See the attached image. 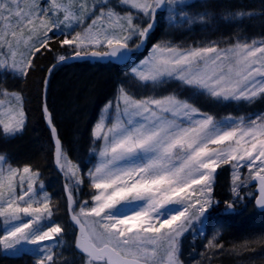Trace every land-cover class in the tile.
I'll use <instances>...</instances> for the list:
<instances>
[{
  "label": "snow or ice",
  "instance_id": "snow-or-ice-1",
  "mask_svg": "<svg viewBox=\"0 0 264 264\" xmlns=\"http://www.w3.org/2000/svg\"><path fill=\"white\" fill-rule=\"evenodd\" d=\"M191 7L189 0H45L44 6L39 0H0V72L24 79L40 56L55 53L49 76L68 59L93 58L121 64L139 87L153 88L152 95L138 96L120 83L91 128L90 155L81 162L65 146L45 78L40 108L52 160L64 179L68 221L55 218L58 205L38 169L13 166L0 154V250L6 255L34 253L35 264H74L63 252L64 235L72 229L79 264H185L181 239L204 233L220 203L214 190L225 166L234 197L224 202L225 213L246 198L240 195L244 188L257 189L247 198L264 210V113L217 119L194 99H264V39L238 34L188 46L168 40L143 55L158 15L172 27L218 19L236 27L257 15L221 5L225 11L218 18L207 9L190 14ZM259 15L264 18V11ZM168 81L191 95L155 92ZM26 122L23 94L0 87V134L15 137ZM217 237L208 240L206 251L224 249Z\"/></svg>",
  "mask_w": 264,
  "mask_h": 264
},
{
  "label": "trees",
  "instance_id": "trees-1",
  "mask_svg": "<svg viewBox=\"0 0 264 264\" xmlns=\"http://www.w3.org/2000/svg\"><path fill=\"white\" fill-rule=\"evenodd\" d=\"M53 47L59 49L62 54L67 53L66 49H60L58 44H54ZM55 62V53L44 54L36 60V68L28 77L12 80L6 77L3 81V87L23 94L27 122L22 133L10 138L5 145L1 140L0 146L9 152L16 164L22 166L30 164L43 173L49 190L57 198L67 223L63 194L64 179L54 170L50 134L44 125L40 108L44 76ZM125 68L113 64H89L75 61L63 64L51 73L47 100L55 114L61 134L65 137V146L69 153H72L75 148L81 149L86 145L88 130L97 109L111 96L114 80ZM246 190L253 193L250 188ZM251 201L252 206L248 209L249 211L238 207L235 212L225 213V208L221 204L216 208L215 211L222 212L225 228L221 241L225 243L226 248L232 249L235 242L238 244L245 239L252 240V237L264 232V214H256L252 208L253 199ZM259 240L264 242V236ZM26 255L0 256V264H23ZM228 256L221 251L217 254L216 260L209 264H231Z\"/></svg>",
  "mask_w": 264,
  "mask_h": 264
},
{
  "label": "rangeland",
  "instance_id": "rangeland-1",
  "mask_svg": "<svg viewBox=\"0 0 264 264\" xmlns=\"http://www.w3.org/2000/svg\"><path fill=\"white\" fill-rule=\"evenodd\" d=\"M42 6L45 5V0H39ZM192 4V7L188 9L190 14H195L197 12H203L206 9L210 12H213L218 18L225 11V8L221 5H225L228 11L238 12V11H252L257 13L255 18H244L243 25L233 27L230 24H227L221 20L217 22L209 23L205 26L202 24L194 25H184L182 27H172L169 25L166 18L157 17V27L154 30L153 34L149 38L147 46L145 48L144 56L148 55L149 50L152 45L157 42L171 40L174 43L181 45H192L194 43H204L211 40H221L228 37L235 39L239 34L244 39L251 41L253 39L259 41L264 39V18H261L259 15L264 11V0H189ZM69 55L71 54L70 49H66ZM143 58V57H141ZM128 68H125L121 71L120 75L114 80V89L111 96L97 109L94 116V120L90 125L88 130L86 145L79 149L75 148L72 153H69L71 158L74 160H79L81 162L86 161L90 155V148L92 147L90 132L92 126L96 123L101 115V110L104 108L105 104L108 101H112L115 98V95L118 90V86L121 82H125V86L135 94L139 95H152L153 88H143L139 87L137 83L130 77L127 76ZM10 80L15 79L12 74L7 72H0V87H3V81L5 78ZM6 88V87H3ZM10 91H15L9 89ZM171 91L181 92L183 96L191 95L189 90L181 88V86L175 81H168L165 84L158 85L155 88V92L159 94H167ZM195 103L202 111L208 112L217 117V119H223L228 116L238 117L251 115L253 113H264V99H257L254 103L248 104L246 102H215L212 99L206 96L195 97ZM12 137H6L3 134H0V141L7 142ZM0 154H4L9 158V162L13 166H17L16 162L9 154L6 149H2L0 146ZM22 166V165H19ZM90 166V165H89ZM246 173V170H244ZM40 180L44 183L46 189L52 195L53 203L58 205V209L55 211V218L60 222L66 223L63 212L60 208L59 202L55 195L49 190L48 183L44 179L43 173L40 172ZM230 181H231V168L225 166L222 170H219V175L216 179L214 197L216 200L220 201L219 204L224 206V202L233 200V194L230 191ZM252 190V188H250ZM84 192H87V188L84 189ZM249 190L244 188L240 195L246 197L244 200L236 201V208H242V210L249 209L252 206V201L248 197ZM81 199H88L87 195H83ZM251 201V202H250ZM218 204V205H219ZM218 205L214 206L211 209V215L208 221H205L204 233L200 234L199 232L186 233L185 236L181 239V259L185 264H209L216 260L217 254H220L223 251V254L229 255L231 264H264V242L259 239L264 236V232L260 235L252 237V240H244L240 243H234L228 249L224 246V250L212 252L206 251V244L213 235L218 233V240L220 243L221 235L223 234L225 224L222 222V212L215 211ZM254 209V207H252ZM221 210V209H220ZM255 210V209H254ZM249 211V210H248ZM256 212V211H255ZM256 214H259L256 212ZM264 214V213H263ZM199 228L200 226L197 225ZM74 231L69 229L64 235V258L73 260L74 264H79V259L77 258V253L74 251ZM262 235V236H261ZM224 243V242H223ZM225 245V243H224ZM227 250V251H226ZM230 250V251H229ZM34 253L26 255L23 264H35ZM0 256H10L6 255L2 250H0ZM12 257V256H11ZM16 257V256H13ZM214 264V263H213Z\"/></svg>",
  "mask_w": 264,
  "mask_h": 264
},
{
  "label": "water",
  "instance_id": "water-1",
  "mask_svg": "<svg viewBox=\"0 0 264 264\" xmlns=\"http://www.w3.org/2000/svg\"><path fill=\"white\" fill-rule=\"evenodd\" d=\"M144 50H145V49H144ZM143 52H144V51H143ZM75 61L87 62V63H89V64H103V65H105V64H113V65H116V66H119V67H124L123 65L118 64V63H115V62L109 63V62L106 61V60H96V59H93V58H88V59H68L66 62L61 63V64H58L56 68L62 66L63 64L73 63V62H75ZM55 63H56V62H55ZM50 67H51V66H50ZM50 67H49V68H50ZM49 68H48V69H49ZM56 68H55V69H56ZM52 72H53V71H52ZM45 78H47L48 81H49L50 76H49V74H48V70H47L46 73H45L44 80H45ZM44 80H43V81H44ZM43 89H44V84L42 85V93H43ZM43 121H44V119H43ZM44 125H45L46 129L48 130V127H47L45 121H44ZM48 131H49V130H48ZM53 166H54V170H55V172L58 173V174H60V176H62V174L57 170V168H56L54 162H53ZM62 177H63V176H62ZM63 185H64V183H63ZM256 191H257V189H256V188H253V193H256ZM63 194H64V191H63ZM64 198H65V194H64ZM253 207H254L258 212H260V213H264V210L259 209V208L255 205L254 200H253ZM73 247H74V245H73ZM74 251H75V248H74ZM75 252H76V251H75Z\"/></svg>",
  "mask_w": 264,
  "mask_h": 264
},
{
  "label": "bare ground",
  "instance_id": "bare-ground-1",
  "mask_svg": "<svg viewBox=\"0 0 264 264\" xmlns=\"http://www.w3.org/2000/svg\"><path fill=\"white\" fill-rule=\"evenodd\" d=\"M145 51V50H144ZM47 88H48V86H47ZM49 132V131H48ZM50 134V133H49ZM255 209V208H254ZM255 211L257 212V213H259V214H263V213H260V212H258L256 209H255ZM221 236H223V234L221 235Z\"/></svg>",
  "mask_w": 264,
  "mask_h": 264
}]
</instances>
